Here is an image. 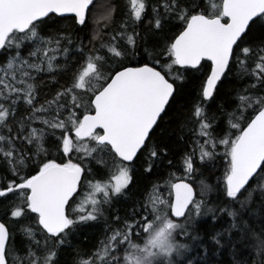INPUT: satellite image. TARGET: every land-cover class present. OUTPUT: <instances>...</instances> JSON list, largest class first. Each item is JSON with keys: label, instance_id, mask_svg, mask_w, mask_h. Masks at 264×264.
Instances as JSON below:
<instances>
[{"label": "snow or ice", "instance_id": "snow-or-ice-1", "mask_svg": "<svg viewBox=\"0 0 264 264\" xmlns=\"http://www.w3.org/2000/svg\"><path fill=\"white\" fill-rule=\"evenodd\" d=\"M0 264H264V0H0Z\"/></svg>", "mask_w": 264, "mask_h": 264}]
</instances>
